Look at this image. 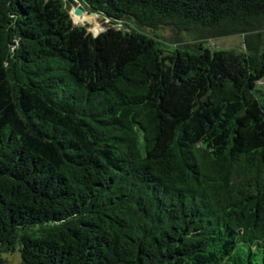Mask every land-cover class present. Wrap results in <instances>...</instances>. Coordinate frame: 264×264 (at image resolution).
Instances as JSON below:
<instances>
[{"label": "trees", "instance_id": "1", "mask_svg": "<svg viewBox=\"0 0 264 264\" xmlns=\"http://www.w3.org/2000/svg\"><path fill=\"white\" fill-rule=\"evenodd\" d=\"M66 1L0 0V264H264V0Z\"/></svg>", "mask_w": 264, "mask_h": 264}, {"label": "rangeland", "instance_id": "2", "mask_svg": "<svg viewBox=\"0 0 264 264\" xmlns=\"http://www.w3.org/2000/svg\"><path fill=\"white\" fill-rule=\"evenodd\" d=\"M66 2L73 23L85 26L87 31L92 34L96 35V33H100L105 27L107 28L110 25L108 20L104 19L101 14L97 12H94L93 14L88 13L87 16L89 17H86L84 13L88 10L84 8L85 12L81 15L74 14L73 10L79 6V4L76 2H69V0ZM79 19H82L83 21H79ZM147 32L151 35H157V37L164 42L173 41L175 44L193 43L186 33L175 34L167 27L147 30ZM243 47V39L241 35L225 36L210 39L204 43L200 42V48L204 50L206 66L211 81L222 76L231 77L239 84H243L246 81L247 72L242 59L244 54ZM258 84L259 86L264 87V79ZM2 257L6 264H19L21 261L20 253L17 249H15V251L2 253Z\"/></svg>", "mask_w": 264, "mask_h": 264}, {"label": "water", "instance_id": "3", "mask_svg": "<svg viewBox=\"0 0 264 264\" xmlns=\"http://www.w3.org/2000/svg\"><path fill=\"white\" fill-rule=\"evenodd\" d=\"M73 12H74V14H76V15H81L83 12H85V10L79 5V6H77L74 10H73ZM90 12H92V13H94V11H86V14H88V13H90ZM125 27V26H124ZM105 29H107L106 27L104 28V30ZM99 34V33H98ZM94 36H96L97 35V33H96V35L95 34H93Z\"/></svg>", "mask_w": 264, "mask_h": 264}, {"label": "bare ground", "instance_id": "4", "mask_svg": "<svg viewBox=\"0 0 264 264\" xmlns=\"http://www.w3.org/2000/svg\"><path fill=\"white\" fill-rule=\"evenodd\" d=\"M84 15H86V17H88L86 13H84ZM74 17H75V16H74ZM77 18H78V17H77ZM74 21H75V20H74ZM79 21H83V20H82V19H79Z\"/></svg>", "mask_w": 264, "mask_h": 264}]
</instances>
